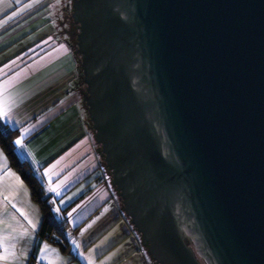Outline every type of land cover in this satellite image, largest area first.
Returning <instances> with one entry per match:
<instances>
[{"label": "water", "instance_id": "1", "mask_svg": "<svg viewBox=\"0 0 264 264\" xmlns=\"http://www.w3.org/2000/svg\"><path fill=\"white\" fill-rule=\"evenodd\" d=\"M71 7L94 139L149 256L264 264V0Z\"/></svg>", "mask_w": 264, "mask_h": 264}, {"label": "crops", "instance_id": "2", "mask_svg": "<svg viewBox=\"0 0 264 264\" xmlns=\"http://www.w3.org/2000/svg\"><path fill=\"white\" fill-rule=\"evenodd\" d=\"M53 1L0 0V103L7 98L10 105V119L1 120L11 128H18V136L25 129H31L24 138L27 152L31 153L27 161L39 170L47 189L51 186L59 192V195L50 192L53 209L67 220L72 254L61 253L57 246L43 240L31 258L42 213L25 182L26 191L17 193L12 201L16 208L0 194V219L6 217L17 229L16 233H11L13 237L22 231L20 225L31 232L28 237L10 241L16 245L17 264H37L40 249L45 244L55 250L48 253L53 264H89V260L92 264H152L139 232L113 194L111 181L108 183L104 178L79 96L76 90L69 88L76 74L74 51L63 24L61 29L57 24L55 27L49 17L57 7ZM13 12L17 15L9 19ZM58 12L64 13V10ZM4 163L0 160V193L5 185L14 183L11 176H5ZM6 164L19 175L8 159ZM45 170L51 171L41 176ZM96 175L99 178L94 179ZM17 208L38 221L34 231ZM13 216L20 221L19 225L14 223ZM3 227L0 224V230ZM40 264H48V261Z\"/></svg>", "mask_w": 264, "mask_h": 264}, {"label": "trees", "instance_id": "3", "mask_svg": "<svg viewBox=\"0 0 264 264\" xmlns=\"http://www.w3.org/2000/svg\"><path fill=\"white\" fill-rule=\"evenodd\" d=\"M72 43L73 42H70L71 46H73ZM72 48V50L74 51L76 46ZM74 53L77 54L75 51ZM79 61L80 58L78 55L77 59L75 60V66L77 70H79L81 75ZM71 90H76L77 94H79V90ZM18 134V128H11L0 119V147L4 150V153L7 156L10 166L20 175V177L27 184L32 200L39 206L40 211L42 213V219L37 230V239L31 254V258L34 257L33 255L36 246L39 244L40 241L43 240L47 241L52 245L57 246L61 253L72 254L70 248L71 240L67 235V230L69 226L66 218L63 215L55 214L53 209V197L44 185L38 171H36L27 160L20 158L17 152L15 151L14 146L12 145V142L18 136ZM98 155L100 157V154ZM103 164L104 161L101 165L102 173L104 167ZM98 176L99 175L94 176V179H96ZM104 178L108 180V177L105 175Z\"/></svg>", "mask_w": 264, "mask_h": 264}, {"label": "snow or ice", "instance_id": "4", "mask_svg": "<svg viewBox=\"0 0 264 264\" xmlns=\"http://www.w3.org/2000/svg\"><path fill=\"white\" fill-rule=\"evenodd\" d=\"M25 7H30V5H25ZM17 15V13L13 12L12 16L9 17L11 19ZM10 112V105L7 103V98H5V101L0 103V119H10L9 116ZM31 129H25L23 133H21L20 136H18L13 142L12 145L14 146L15 151L17 154L22 157L24 160L28 159V156L31 155V153L27 152V145L24 142V138L27 135L28 132H30ZM0 160H3L4 163V172L5 176H11L13 178L14 183L11 185H5L4 190L2 193L4 201H6L8 204H11L13 208H16L15 203H12V201L15 199V196L17 193H19L22 190H25L24 181L20 178L19 175H17L15 172H12L10 169L7 168L6 160L7 157L4 154V150L0 148ZM37 171H39L37 169ZM51 170H45L44 173L41 174V176H46L49 174ZM49 192H57V188L48 187ZM57 195H59V192H57ZM5 205V210H6ZM17 211L20 212V215L24 217V219L28 222V225L30 226L31 230L34 231L37 227L38 221H33L27 214L20 211V209L17 208ZM56 211H59V209H56ZM71 215V214H69ZM12 220L15 224L19 225L20 221L15 218V216L12 217ZM0 224H3L4 227L2 230V234H0V262H3V264H17V261L19 260V256L16 252V245L14 243H11L10 241L12 239H23L25 237H28L31 235V232L29 231V228L24 227L23 225H20L22 231L18 233L17 236L13 237L11 233H16L17 229L12 226L5 217L4 219H0ZM91 227V225H89ZM83 234V233H81ZM73 244H76V247L79 248L80 245L76 243L75 240L72 241ZM55 252L54 249H50V247L45 244L43 248L40 249L41 256L40 259L37 261V264H40L41 261L47 260L48 264H53V261L49 258L48 253L49 252ZM20 255H23L21 253ZM57 260H59V254H56ZM87 259V258H86ZM89 264H92V261L89 260ZM103 264V262H101Z\"/></svg>", "mask_w": 264, "mask_h": 264}, {"label": "rangeland", "instance_id": "5", "mask_svg": "<svg viewBox=\"0 0 264 264\" xmlns=\"http://www.w3.org/2000/svg\"><path fill=\"white\" fill-rule=\"evenodd\" d=\"M71 4H72V0H54L53 1V5L54 6H57L58 7V9H57V7H55L54 9H52V11L50 12L51 13V15L49 16L50 18H51V20H54V22H55V24L53 23V25L55 26V27H57V26H59V28L61 29L62 28V24H63V27L65 28V29H68V28H73V24H72V20H71V15H70V13H71ZM63 5V8L61 7ZM67 5V6H66ZM62 11V10H64V13H61V12H58V11ZM57 12H58V14H59V16H60V19H58L57 18ZM59 22V25H58V23L57 22ZM53 22V21H52ZM61 22V23H60ZM56 24H57V26H56ZM67 32V31H66ZM66 32H65V35H66V37L68 38V40L70 41V38H69V36L66 34ZM70 42H73L74 43V41L72 40V41H70ZM73 45V44H72ZM72 47H74V46H71V49H73ZM73 51V50H72ZM73 55H74V58H75V60L77 59V57H78V55L77 54H75L74 52H73ZM81 76L82 75H80V72H79V70H77V68H76V74L74 75V77H73V79H71V82H70V89H77V90H81L82 89V87H83V83L81 82ZM80 96V95H79ZM84 113V112H83ZM101 155V154H100ZM102 163H103V157H102V155H101V162H100V164L102 165ZM104 165V164H103ZM109 176V175H108ZM110 179V176L108 177V180ZM110 181V180H109ZM112 187V191H113V194H114V196H115V198H116V190H115V188H114V186L112 185L111 186ZM117 201L119 202V205L120 206H122V203H121V199H120V197H117ZM139 237H140V241H141V243H143L142 242V239H141V234L139 233ZM143 246L145 247V250H146V252H147V254H148V251H147V244H144L143 243ZM148 256H149V254H148ZM149 258H151L150 256H149ZM151 263L152 264H157V262L155 261V260H153L152 258H151Z\"/></svg>", "mask_w": 264, "mask_h": 264}, {"label": "flooded vegetation", "instance_id": "6", "mask_svg": "<svg viewBox=\"0 0 264 264\" xmlns=\"http://www.w3.org/2000/svg\"><path fill=\"white\" fill-rule=\"evenodd\" d=\"M71 19H72V17H71ZM72 24H73V28H68V29H65L64 28V29H65V31H67L66 34L69 36L70 41H72V40L74 41L75 45H74V43H72L73 46H76V34L78 32V24L75 23V22H73V20H72ZM76 48H77V46H76ZM76 48L74 49L75 52H76ZM78 55H79V58H80V54H78ZM80 63H81V59L79 61V64ZM80 70H81V68H80ZM81 75H82L81 76V82L83 83V88L79 91L78 96L80 95L79 96V99H80V103H81L82 109L84 111V119H85L86 127H87V129H89L91 131V134H92V136L94 138V132L95 131H94L93 127H92V121L89 118V114H88V107L89 106L86 103V100L84 98V96H86V93L87 92H86V84L82 80V77H83L82 70H81ZM94 142H95V146H96V149H97L98 154H101L102 155L103 161H104V155L101 152L100 144L98 142H96L95 139H94ZM101 155H100V157H101ZM100 169H101V164H100ZM103 173L107 177L110 176V179L109 180L111 181V170L106 166L105 162H104V167H103ZM111 185H113V184H111ZM114 188H115V186H114ZM117 197H120V196H119V192L116 190V198ZM184 239H186L185 241H187L186 235L184 236Z\"/></svg>", "mask_w": 264, "mask_h": 264}, {"label": "built area", "instance_id": "7", "mask_svg": "<svg viewBox=\"0 0 264 264\" xmlns=\"http://www.w3.org/2000/svg\"><path fill=\"white\" fill-rule=\"evenodd\" d=\"M30 264H34V263H30Z\"/></svg>", "mask_w": 264, "mask_h": 264}]
</instances>
